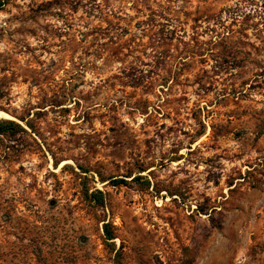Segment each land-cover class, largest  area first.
I'll use <instances>...</instances> for the list:
<instances>
[{
	"label": "rangeland",
	"instance_id": "rangeland-1",
	"mask_svg": "<svg viewBox=\"0 0 264 264\" xmlns=\"http://www.w3.org/2000/svg\"><path fill=\"white\" fill-rule=\"evenodd\" d=\"M0 2V264H264L263 0Z\"/></svg>",
	"mask_w": 264,
	"mask_h": 264
},
{
	"label": "trees",
	"instance_id": "trees-1",
	"mask_svg": "<svg viewBox=\"0 0 264 264\" xmlns=\"http://www.w3.org/2000/svg\"><path fill=\"white\" fill-rule=\"evenodd\" d=\"M0 5L3 4L0 2ZM21 129H24V127L15 120L7 119V118L0 119V135L14 134ZM133 179H136V177H134ZM115 181L116 183H119V182H125L127 180L120 178L119 180H115ZM100 194H102V191L98 190L97 192L92 193V196H95L97 199H99V202H102V198L98 197ZM105 232H106V237L108 239L114 238V233L108 228V223L105 224Z\"/></svg>",
	"mask_w": 264,
	"mask_h": 264
},
{
	"label": "bare ground",
	"instance_id": "bare-ground-1",
	"mask_svg": "<svg viewBox=\"0 0 264 264\" xmlns=\"http://www.w3.org/2000/svg\"><path fill=\"white\" fill-rule=\"evenodd\" d=\"M11 116L8 112L4 111V110H1L0 109V117L2 118H6V117H9ZM10 118V117H9ZM65 162H62L61 166L64 164Z\"/></svg>",
	"mask_w": 264,
	"mask_h": 264
}]
</instances>
